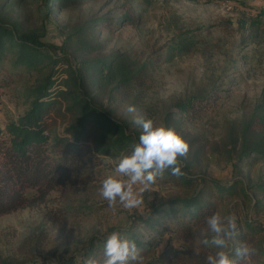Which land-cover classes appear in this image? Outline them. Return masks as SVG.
Segmentation results:
<instances>
[{"label": "trees", "instance_id": "16d2710c", "mask_svg": "<svg viewBox=\"0 0 264 264\" xmlns=\"http://www.w3.org/2000/svg\"><path fill=\"white\" fill-rule=\"evenodd\" d=\"M46 1L47 6L50 1ZM59 1L82 5L90 0H51L55 4ZM1 8L2 4L0 62L8 58L30 80L22 91L24 111L0 126V215L55 192L57 200L65 204L63 217L72 216L79 208L73 205L80 197L98 194L104 180V156L118 159L121 154H130L132 144L138 142L139 134L130 129L127 119L114 116L104 104L107 100H103L116 96L121 102L133 103L146 88L149 65L126 62L117 53L86 58L98 48L87 31L95 20L65 38L73 54L86 56L76 59L63 47L52 50L43 41V27L19 29L5 22ZM255 10L259 17L264 16V6ZM119 23L135 28L139 20L127 10ZM209 100L210 95L189 96L169 109L192 120L205 113ZM171 113L164 112L165 126L179 133L180 122L171 119ZM60 126L63 130L59 134L56 130ZM224 131L227 152L235 157V170L242 166L249 173L264 166V88L251 112L239 120L226 121ZM181 137L190 146L187 156L180 157L183 174L172 175L169 170L168 178L179 184V194L151 200L141 215H129L127 227L108 228L74 254L52 255L36 264H84L89 258L102 262L106 237L113 231L136 243L143 264H206L207 255L218 249L200 242L202 232L209 239L212 235L205 218L217 212L226 217L243 208L249 215L237 219L238 234L228 241L225 250L235 258V249L246 242L255 249L252 264H264V227L254 219L264 216V181L246 184L234 177L224 184L206 176L201 169L209 159L200 135L182 133ZM28 190L35 196L29 198ZM141 228L146 232H140ZM172 236L187 242L183 247L171 245ZM0 264L24 262L8 260Z\"/></svg>", "mask_w": 264, "mask_h": 264}, {"label": "rangeland", "instance_id": "374dc122", "mask_svg": "<svg viewBox=\"0 0 264 264\" xmlns=\"http://www.w3.org/2000/svg\"><path fill=\"white\" fill-rule=\"evenodd\" d=\"M45 1L0 0L1 17L19 29L43 27V41L52 50L63 47L76 59L86 56L73 54L65 38L95 20L87 31L98 48L86 58L117 53L126 62L149 65L146 88L133 103L121 102L116 96L103 100L114 116L127 119L130 129L140 136L142 128L133 122L135 116L165 126L164 112L172 111L171 119L180 122V135H200L206 154L202 152L209 159L201 169L206 176L224 184L234 177L246 184L264 181V166L249 173L242 166L234 169L235 157L227 152L224 131L226 121L239 120L251 112L264 88V16L259 17L255 10L264 6V0H90L82 5L48 0L47 6ZM127 10L139 20L135 28L119 23ZM29 80L30 76L14 68L8 58L0 62V126L24 111L22 91ZM206 95H210V104L196 119L188 120L169 109L180 99ZM130 105L135 113L127 112ZM62 130L60 126L56 132ZM114 167L104 162V179L114 175ZM169 170L143 194V204L135 209L121 205L110 208L98 192L94 197H80L73 205L79 208L72 216L63 217L65 204L50 192L0 215V263L36 264L52 255L74 254L108 228L127 227L129 215H141L151 200L179 194V184L168 179ZM27 196L32 198L35 192L28 190ZM233 214L241 219L249 210ZM254 219L264 227V216ZM186 242L174 236L169 240L180 247Z\"/></svg>", "mask_w": 264, "mask_h": 264}, {"label": "clouds", "instance_id": "9594fccd", "mask_svg": "<svg viewBox=\"0 0 264 264\" xmlns=\"http://www.w3.org/2000/svg\"><path fill=\"white\" fill-rule=\"evenodd\" d=\"M127 112L135 113L134 106H128ZM136 125L142 128L138 142L131 146L130 154H121L118 160H112L104 156L106 163L114 164V175H109L101 181L99 193L108 202L110 208L117 205L125 209H135L143 204V194L152 190L158 179H163L167 170L172 175H182V162L180 157H186L189 152V144L174 129L164 125L155 126L153 120L135 116ZM211 239L207 233L200 242L205 247L215 246L217 251L206 257V264H252L251 257L255 254L246 242H241L235 249V258L225 249L228 241L237 233V217L230 214L221 217L217 213L205 218ZM104 259L98 261L87 259L84 264H143V256L136 243L119 232L113 231L107 235L104 250Z\"/></svg>", "mask_w": 264, "mask_h": 264}]
</instances>
